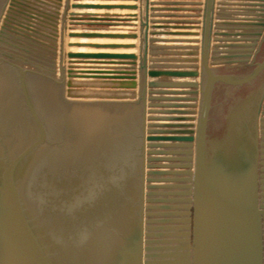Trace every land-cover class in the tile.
Returning <instances> with one entry per match:
<instances>
[{
  "label": "water",
  "instance_id": "water-1",
  "mask_svg": "<svg viewBox=\"0 0 264 264\" xmlns=\"http://www.w3.org/2000/svg\"><path fill=\"white\" fill-rule=\"evenodd\" d=\"M63 1L0 0V264H264V0H253L255 17L238 19L253 33L215 31L213 45L215 0H205L201 50L170 52L200 54V65L165 69L147 63L155 59L145 57L146 34L169 26L157 22L184 20L146 23V0H139V33L77 29L125 20L76 9L137 6ZM66 33L139 38V45L66 41ZM47 37L51 55L34 57ZM65 41L139 46V54L65 53ZM158 76L201 80L145 81ZM79 78L139 91L78 93ZM163 119L180 122H157Z\"/></svg>",
  "mask_w": 264,
  "mask_h": 264
},
{
  "label": "crops",
  "instance_id": "crops-1",
  "mask_svg": "<svg viewBox=\"0 0 264 264\" xmlns=\"http://www.w3.org/2000/svg\"><path fill=\"white\" fill-rule=\"evenodd\" d=\"M52 1V0H48ZM54 1V0H53ZM218 1V4H217ZM72 2H80V3H100V4H111V5H136V8H87V9H76L75 11H89L95 14H105L108 13L110 15H119V16H111L117 17L118 19H124L125 21H114L116 23H120L118 25H74L77 29L86 28V29H99V31H120V32H131L136 31L139 33V0H69V4ZM204 2L205 0H146V23L150 19H172V20H184L181 22H157V24L161 25H169L163 26L160 28H150L149 30L158 31L157 34L151 35L146 34L145 37V57L146 52H153L152 54L148 53V57H153L155 59L154 62L148 60L149 63H154L157 65L159 69H165L170 65H184L185 63H195V65H200V54L197 55H189V54H179V53H170V52H185L188 50H201V39H202V25H203V14H204ZM220 2V3H219ZM256 2L253 0H215L214 1V10H213V21H212V29H211V38L210 45H213L214 37H217L214 33L215 31L227 33H236L238 31H244L240 29H255L254 25H241L244 20L238 19H247V17H255V16H246L243 15L245 12L249 11L255 13L254 9L257 6L254 5ZM63 5H65V0L63 1ZM151 7H154V10H151ZM217 7H219V12H217ZM72 8L69 7V11ZM249 9V10H245ZM219 13V14H217ZM137 16H131V15ZM62 15L59 19V37L61 38V29H62ZM68 17V16H67ZM127 20V21H126ZM247 21V20H246ZM227 23V24H216V23ZM126 23V24H124ZM152 22H149L151 25ZM229 23V24H228ZM172 25H182L187 26L184 28H174ZM66 26L69 27V20L67 18ZM51 28V27H50ZM218 28L219 30H216ZM52 29V28H51ZM148 30V25H146V33ZM69 31V29L67 30ZM164 31H188V32H196L198 31L199 35L193 34H165ZM248 33H253V30H246ZM243 33V32H239ZM156 39V40H148ZM169 39H177V41H170ZM179 39V40H178ZM195 40L200 39L199 41H184V40ZM66 41H100V42H137L139 45V38H69L66 33ZM237 43V42H235ZM113 51V52H137L139 54V46L138 48H129V49H105V48H68L66 51ZM65 51V53H66ZM61 53V52H60ZM61 59V55H60ZM192 59L193 61H189ZM197 59V60H195ZM199 59V60H198ZM137 80L139 81V58L137 60ZM65 64L67 63V59L65 60ZM226 64V63H224ZM93 65H102V64H93ZM114 67H129L130 64H107ZM221 65V64H214ZM211 66V65H210ZM123 69V68H122ZM178 69H192V68H183L180 67ZM200 70V68H198ZM120 70V69H119ZM128 70V69H127ZM94 81L103 82L100 78H92ZM149 79H157V80H201L200 77H168V76H158L155 78H145V81ZM112 83V81H108ZM156 89H169V88H156ZM174 89V88H173ZM176 89H190V88H176ZM139 91V88H125V89H116V88H108L105 91L106 93L127 95L132 94V92ZM149 95V94H148ZM157 97H192V94H153ZM197 97H200V94H197ZM178 102V103H188L189 100H157L158 103H170V102ZM190 103V102H189ZM196 103H199V100H196ZM157 116L161 117L163 115L160 112L156 113ZM179 115V114H174ZM182 115H193V114H182ZM197 115V114H195ZM167 117V116H166ZM158 122H162V120H157Z\"/></svg>",
  "mask_w": 264,
  "mask_h": 264
},
{
  "label": "rangeland",
  "instance_id": "rangeland-1",
  "mask_svg": "<svg viewBox=\"0 0 264 264\" xmlns=\"http://www.w3.org/2000/svg\"><path fill=\"white\" fill-rule=\"evenodd\" d=\"M51 26H46L44 25L42 29V31L44 32H49L48 30H51L50 28ZM45 28L47 30H45ZM46 37V36H45ZM45 42H41L40 45L35 46L36 47V55H34V57H38L39 59H43L44 57H48L49 55H51L50 49H52V47L50 45H48L46 42H48V37L47 39L44 38ZM57 44H56V49H57V53H56V57L55 59L57 60V62H59L58 60L60 59V55H61V38L58 37L57 38ZM50 43V42H48ZM69 47L66 44L65 41V51L68 49ZM60 51V52H59ZM60 53V54H59ZM38 54V55H37ZM45 55V56H44ZM65 60H66V56H65ZM26 67H29L27 65H24ZM79 83L80 85L74 90L75 92L78 93H96L99 91H105L107 90L108 87L103 86L104 82H97L94 81L92 78H79Z\"/></svg>",
  "mask_w": 264,
  "mask_h": 264
},
{
  "label": "bare ground",
  "instance_id": "bare-ground-1",
  "mask_svg": "<svg viewBox=\"0 0 264 264\" xmlns=\"http://www.w3.org/2000/svg\"><path fill=\"white\" fill-rule=\"evenodd\" d=\"M246 13V16H249V15H251V13L252 12H249V11H247V12H245ZM246 22V21H245ZM242 23H244V22H242ZM242 25V24H241ZM249 24H247V26H248ZM46 26H49V25H46ZM246 26V25H245ZM251 26V25H250ZM45 30H47L46 28H45ZM249 30H253V29H249ZM254 31V30H253ZM243 33H245V32H243ZM246 33H248V32H246ZM58 37H59V30H58ZM69 38H82V37H69ZM86 39V38H85ZM121 43H124V42H121ZM68 46V45H67ZM69 48H91V47H77V46H75V47H69ZM105 49H126V48H105ZM127 49H129V48H127ZM70 51H73V50H70ZM60 52V51H59ZM60 54V53H59ZM59 61V67H60V59L58 60ZM68 63V62H67ZM93 64H97V63H95V62H87V63H85V64H82V65H87V67H90V65H93ZM113 64H120V63H113ZM95 66H98V65H95ZM112 68H116V69H122V68H126V67H114V66H111ZM136 69H137V67H136ZM129 70V69H128ZM120 89V88H119ZM175 103V102H174ZM156 115V114H155ZM171 115H173V117H177V115H174V114H171ZM157 116V115H156ZM169 117V115H163V116H161V117ZM157 117H159V116H157ZM186 117H189V115H186ZM170 121H173V122H180V120H162V122H170ZM186 121H188L189 122V120H185L184 122H186ZM158 122V121H157Z\"/></svg>",
  "mask_w": 264,
  "mask_h": 264
}]
</instances>
